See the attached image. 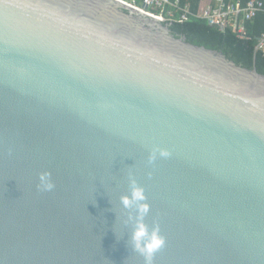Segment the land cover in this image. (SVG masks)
<instances>
[{
	"label": "water",
	"instance_id": "water-1",
	"mask_svg": "<svg viewBox=\"0 0 264 264\" xmlns=\"http://www.w3.org/2000/svg\"><path fill=\"white\" fill-rule=\"evenodd\" d=\"M130 178L152 264H264V74L119 0H0V264H146Z\"/></svg>",
	"mask_w": 264,
	"mask_h": 264
},
{
	"label": "trees",
	"instance_id": "trees-1",
	"mask_svg": "<svg viewBox=\"0 0 264 264\" xmlns=\"http://www.w3.org/2000/svg\"><path fill=\"white\" fill-rule=\"evenodd\" d=\"M182 1L188 2L197 14H202L206 6L214 2V0ZM239 1L245 5L248 0ZM170 27L175 35L186 36L188 41L197 45L221 50L240 65L252 68L255 64L258 71L264 74V50L258 48L260 39L264 36V11L259 12L252 21L247 23V32L250 36L248 39L240 38L231 29L222 31L202 18L173 23Z\"/></svg>",
	"mask_w": 264,
	"mask_h": 264
},
{
	"label": "built area",
	"instance_id": "built-area-1",
	"mask_svg": "<svg viewBox=\"0 0 264 264\" xmlns=\"http://www.w3.org/2000/svg\"><path fill=\"white\" fill-rule=\"evenodd\" d=\"M159 18L167 24L184 23L192 18H202L220 30L231 29L240 38L248 39L247 23L264 11V0H248L242 5L239 0H214L206 6L202 14L195 13L191 5L182 0H119ZM259 49L264 50V36L260 39Z\"/></svg>",
	"mask_w": 264,
	"mask_h": 264
},
{
	"label": "clouds",
	"instance_id": "clouds-1",
	"mask_svg": "<svg viewBox=\"0 0 264 264\" xmlns=\"http://www.w3.org/2000/svg\"><path fill=\"white\" fill-rule=\"evenodd\" d=\"M159 154L167 156L168 152L160 149ZM154 158L155 154L150 157V159ZM38 179V187L42 191H51L55 187L50 172H41ZM129 183L130 194L125 193L121 195L120 202L125 209L133 207L136 209L135 222L130 237L132 247L145 257L146 264H152L154 255L165 245V239L160 234L158 225L153 226L150 230L145 223L144 217L149 213L150 206L147 203L144 188L134 178H130Z\"/></svg>",
	"mask_w": 264,
	"mask_h": 264
}]
</instances>
